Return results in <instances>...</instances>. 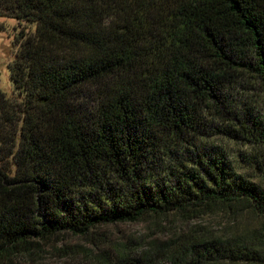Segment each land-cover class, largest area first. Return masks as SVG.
<instances>
[{"label": "trees", "instance_id": "trees-1", "mask_svg": "<svg viewBox=\"0 0 264 264\" xmlns=\"http://www.w3.org/2000/svg\"><path fill=\"white\" fill-rule=\"evenodd\" d=\"M0 17L34 24L9 66L17 100L0 91V264L59 234L214 212L232 223L85 264H264V150L210 141L264 144L234 96L264 87V0H0Z\"/></svg>", "mask_w": 264, "mask_h": 264}, {"label": "rangeland", "instance_id": "rangeland-1", "mask_svg": "<svg viewBox=\"0 0 264 264\" xmlns=\"http://www.w3.org/2000/svg\"><path fill=\"white\" fill-rule=\"evenodd\" d=\"M33 32V23L0 17V91L9 99L17 100L16 91L13 90L9 78V66L14 60L18 48V40H20L19 36L30 35ZM234 96L238 98L236 100L239 104H251L255 114L259 113L264 125V87L262 85L256 83L253 86L246 87L244 90L239 89L234 92ZM238 136L239 138L234 140H225L213 136L210 141L214 145H221L237 160H240L238 154H249L252 150H264V144L257 145L246 142V140L253 142V138L242 130H239ZM238 166L240 172L249 176L255 175L254 171L245 164L239 162ZM255 181L264 187V179L258 178ZM240 219L242 220L239 225H250L252 227L256 223L255 216L251 214L245 215ZM231 223V217L228 220L225 214L222 215L217 212L202 215L189 221L173 213L165 218L145 217L134 222L99 226L91 236L87 237L73 236L68 233L59 234L46 243H39L35 252L22 256L19 258V262L20 264H85V256L89 254L88 251L90 249L96 252L115 244L147 247L150 244L149 242L161 240L168 236L171 231L190 230L195 229L197 226L206 227L209 230H217L220 226H224V224L229 226ZM91 241L95 242L96 246L99 247L94 248ZM64 252L67 255H63Z\"/></svg>", "mask_w": 264, "mask_h": 264}]
</instances>
